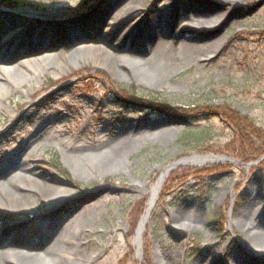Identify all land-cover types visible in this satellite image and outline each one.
Instances as JSON below:
<instances>
[{
	"label": "rangeland",
	"instance_id": "obj_1",
	"mask_svg": "<svg viewBox=\"0 0 264 264\" xmlns=\"http://www.w3.org/2000/svg\"><path fill=\"white\" fill-rule=\"evenodd\" d=\"M8 1L20 0H0V12L17 25L4 33L0 47L14 33L24 38L13 39L7 56L12 71L0 74L7 89L0 96V173L6 162L10 166L0 177V203L9 195H24L27 203L0 209V233L11 238L12 229L23 225L30 233L32 218H42L48 229L60 223L41 241L26 242L38 254L77 217L68 231L75 241L61 242L56 254L66 264H155L165 250L182 264L218 251L250 259L233 217L249 181L260 187L264 205V157L240 162L233 132L219 114L245 119L247 141L264 148V0H25L15 7ZM168 5L189 14L186 24L200 11L233 16L216 36L208 30L191 35L195 50L188 62L180 56L181 36L162 31L173 51L168 74L158 81L139 65L147 57L144 36L151 33L140 22L151 7ZM69 32L75 37L65 39ZM134 37L138 59L126 61L118 42L132 44ZM74 38L81 45L72 44ZM108 54L121 58L106 69ZM119 139L133 144L112 153ZM192 156L215 160L183 162ZM39 184L69 195L46 196ZM173 216L179 229L171 227ZM10 242L0 236V252Z\"/></svg>",
	"mask_w": 264,
	"mask_h": 264
},
{
	"label": "bare ground",
	"instance_id": "obj_2",
	"mask_svg": "<svg viewBox=\"0 0 264 264\" xmlns=\"http://www.w3.org/2000/svg\"><path fill=\"white\" fill-rule=\"evenodd\" d=\"M220 3L221 0H218ZM240 1V0H235ZM115 9V8H114ZM29 11V15L36 17L37 13L35 11ZM189 14L186 12H183L178 7L168 5L166 7H163L162 9L158 7H151L149 11L143 16V20L140 22V24L143 25V30L147 31L151 30L150 35L145 34L144 38L145 41L143 43V51L147 53L146 59H142L139 62V65H141L142 69H144L145 72L150 73L153 75L156 80L160 81L161 79L165 78L168 74L170 65V59L171 53L173 51V45L172 43L166 42L161 39L162 31H167V33L172 32L177 33L179 36H181V42L180 43V56L184 62H188V60L192 57V52L195 50V47L190 44L188 41L191 39V35L196 31H212L213 33L218 35V33L223 32V28L227 25L230 18L233 16L232 12H225L221 9L217 10L216 12L212 11H200L199 13H196L195 15H191L192 24H186L184 21L186 20V17ZM110 16L105 18L103 20V23H106L108 20H110ZM216 18V19H215ZM114 22V21H113ZM73 25L72 23H70ZM69 24V25H70ZM78 24V23H74ZM17 23H11L9 18L6 16V14H3L0 12V39L3 38L4 33L9 30L10 28L16 27ZM79 25V24H78ZM73 33H66L65 39L68 37H75L72 35ZM31 35V34H30ZM29 35V36H30ZM218 37V36H217ZM22 37L21 33H14L12 36V40H9L7 43L3 44L0 47V74L1 75H9L12 71L11 67H8V64H10V59L7 58L8 54L13 51L12 47V41L15 39L16 41H19ZM64 39V38H63ZM125 38L124 42H121V40L118 42V44H121V55H123L124 59L126 61H130L133 58H136L132 45L139 43V38H132L131 40L134 42L132 44H129L130 42L126 40ZM14 40V41H15ZM118 40V39H117ZM143 41V40H142ZM23 42V41H22ZM117 42V41H116ZM142 43V42H141ZM218 43V39L212 40V45H216ZM72 44L74 45H81L79 41H76L75 38L72 40ZM212 47V46H211ZM83 47L80 46L79 50H82ZM85 49V48H84ZM115 58H121L118 55L115 57L108 54L102 64L103 68H109L111 63ZM27 65L29 62H26ZM23 65V64H22ZM124 68V66H123ZM15 86H21V82L12 81L11 82ZM7 92V89H5L3 86H0V96H5ZM33 141L29 140L25 143L24 148L27 146L29 147ZM133 142L129 139H119L115 143L116 150H112L111 152H121L131 146ZM24 148L21 149L19 153H24ZM112 158V157H111ZM5 166L7 167L3 173H0V177H2L4 174L9 173L8 170L10 168L9 162L5 163ZM21 169V168H20ZM0 182V187L3 188V184ZM41 191L46 194V196H49L50 194H58L60 197H65L69 195V192L65 189H60L55 186H45L42 184H39L38 186ZM30 191V189H28ZM152 193V198L155 196L154 189L150 191ZM246 198L243 202L239 203V206L236 209L235 215L233 217V225L237 229L238 234L243 235V246L245 252L249 254L251 257L250 259H243L240 257H237L233 254V252L225 251L224 253H221L218 251L217 253L212 254H201L198 256H195V259L192 264H213L217 263L219 261H222L223 264H255L254 259L256 258H263L264 259V205L259 203V201H262V192L260 191V187H257L252 181H249L246 185ZM10 198V201H7L6 203L2 204L0 203V209H4L6 212L7 210L12 211V208L9 207L11 205L18 204L19 207L23 208L26 203L27 199L26 196H10L7 197ZM11 202V203H10ZM25 204V205H24ZM3 205V206H2ZM11 208V209H10ZM51 209V208H48ZM47 209V210H48ZM19 210V209H18ZM22 210V209H21ZM172 228L173 229H179L177 218L176 216H173L172 219ZM45 221L42 220V218H32L30 222L28 223L30 225V233H26V229L28 228L26 225L19 227L17 229H12V231H16L14 235L11 238L6 233L7 231H3L0 233V236H2L4 239H7V241H11L10 243L13 244L15 242L18 243L19 246H12L7 245L4 249V251L0 252V264H19L18 262H31L35 261L37 259H42L43 261H48V263L51 264H66V261L60 260L57 258L58 248L61 242H64L65 240L69 242H74L75 239L72 236V233H68L69 230H72L74 227H76L77 223V217H73L70 219L67 224L57 231V234L53 239H49V243L46 247H44L43 251L38 254H31L26 246V242L28 240H36L41 241V239L47 234L48 231H56L57 226L60 225V223H57L52 229H48L47 226H44L43 223ZM49 222V219H48ZM200 222V219L194 220V223L197 224ZM232 225V229H233ZM49 226V225H48ZM60 228V227H59ZM58 228V229H59ZM22 229V230H21ZM11 230V229H9ZM68 233V234H67ZM30 238V239H29ZM14 240V241H12ZM140 247V243L138 242V250ZM144 251V254L142 252V256L144 255L145 259H149V251L147 249H142ZM211 253V252H210ZM63 254L67 257L73 258L72 261L75 259V261L79 260V256H70V254H67L66 252H63ZM64 257V256H63ZM253 259V260H251ZM146 264L147 262L144 261ZM155 264H182L181 259L178 255L170 253L168 251H164L162 256L158 258V260L155 262ZM264 264V263H263Z\"/></svg>",
	"mask_w": 264,
	"mask_h": 264
},
{
	"label": "trees",
	"instance_id": "obj_3",
	"mask_svg": "<svg viewBox=\"0 0 264 264\" xmlns=\"http://www.w3.org/2000/svg\"><path fill=\"white\" fill-rule=\"evenodd\" d=\"M25 2V0L8 1V5H10L11 7H15L19 3ZM219 115H221V117H225L224 120L226 124L233 132L234 139L236 141L235 146L236 149H238V153L235 157L244 164L255 163L262 160V158L264 157V148H252L250 143L247 141L245 130L249 129L250 125L247 124L245 119L231 118L230 116L223 114Z\"/></svg>",
	"mask_w": 264,
	"mask_h": 264
},
{
	"label": "water",
	"instance_id": "obj_4",
	"mask_svg": "<svg viewBox=\"0 0 264 264\" xmlns=\"http://www.w3.org/2000/svg\"><path fill=\"white\" fill-rule=\"evenodd\" d=\"M215 159L212 156H206V157H197V156H192L189 159L183 160V162L186 163H191L192 166H200L206 163H210L212 161H214ZM154 199L155 196L151 199L150 203H149V209L146 212V214H148L149 210L151 209V207L153 206L154 203ZM146 218L144 217L141 221V225H140V229L137 231V236L139 237L140 233L142 232L143 229V225L145 224ZM139 239V238H138Z\"/></svg>",
	"mask_w": 264,
	"mask_h": 264
}]
</instances>
